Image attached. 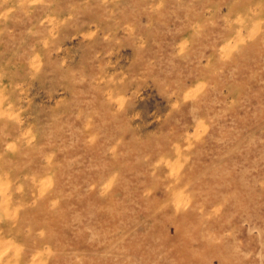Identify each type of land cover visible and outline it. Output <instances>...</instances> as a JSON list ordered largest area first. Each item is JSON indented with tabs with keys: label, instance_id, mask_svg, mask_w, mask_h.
Returning a JSON list of instances; mask_svg holds the SVG:
<instances>
[{
	"label": "rangeland",
	"instance_id": "1",
	"mask_svg": "<svg viewBox=\"0 0 264 264\" xmlns=\"http://www.w3.org/2000/svg\"><path fill=\"white\" fill-rule=\"evenodd\" d=\"M0 264H264V0H0Z\"/></svg>",
	"mask_w": 264,
	"mask_h": 264
}]
</instances>
